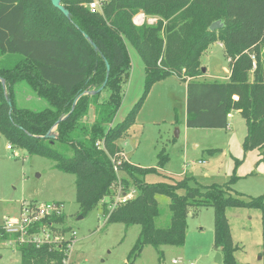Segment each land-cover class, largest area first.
Returning <instances> with one entry per match:
<instances>
[{"label":"trees","instance_id":"obj_1","mask_svg":"<svg viewBox=\"0 0 264 264\" xmlns=\"http://www.w3.org/2000/svg\"><path fill=\"white\" fill-rule=\"evenodd\" d=\"M89 1L61 0L67 17L50 0H0V78L5 82L4 90L0 81V134L11 147L48 158L54 169L73 174L82 215L110 201L118 183L136 190L133 198L104 214L106 223L140 226L123 264H133L145 245L153 246L159 259L162 245L182 246L189 207L213 208L214 250L221 254L222 264H243L235 258L238 246L232 241L226 210L264 213V195L235 192L234 175L223 184H190L187 173L174 182H146L144 176L156 168L123 158L117 141L152 84L175 76L186 84V127L225 128L230 110H240L246 124L242 149L256 150L257 164L264 165V0H102L101 10L94 13L84 5ZM137 13L145 16L140 25L133 22ZM149 18L154 21L149 23ZM215 21L219 26L210 30ZM126 42L143 61L145 86L129 115L114 123L131 68ZM214 42L222 44L228 59L224 81L199 79L204 73L201 55ZM105 78L99 92L86 93L98 89ZM19 82L47 105L18 106L14 94ZM52 127L55 137H44ZM157 158V166H162L168 155L160 152ZM159 194L169 199V223L163 227L155 224ZM50 221L60 225V232L71 229L63 213ZM0 238L11 236L0 228ZM16 247L20 264H63L64 245ZM259 255L264 264V218Z\"/></svg>","mask_w":264,"mask_h":264},{"label":"rangeland","instance_id":"obj_2","mask_svg":"<svg viewBox=\"0 0 264 264\" xmlns=\"http://www.w3.org/2000/svg\"><path fill=\"white\" fill-rule=\"evenodd\" d=\"M125 46L131 68L114 123L129 115L145 86L143 61L130 42ZM200 63L207 69L200 78L206 81L228 79L229 63L220 42L208 46ZM185 85L175 76L152 84L133 122L117 141L123 158H129L141 167H155L156 172L144 176L149 183L174 182L187 173L192 177L190 184H223L234 175L232 188L235 192L252 197L264 195V165L257 164L256 150L244 152L242 149L246 124L241 114L235 109L230 110L226 128L186 127ZM14 95L21 107L42 109L47 105L25 82L15 85ZM7 145L0 134V225L5 217L19 214L21 202L58 201L63 204L65 225L76 232L69 257L71 264H123L138 237L140 226L106 223L104 214L108 199L105 204L80 214L73 174L54 169L48 158L14 146L8 149ZM210 149L216 150L210 153ZM160 152L166 153L168 158L162 166H157ZM119 175L129 180L125 173ZM129 182L132 184L131 180ZM156 198L160 214L155 224L163 227L169 223V199L160 194ZM226 216L232 241L238 246L236 261L262 264L259 252L264 213L259 209L228 208ZM213 235V208L189 207L184 244L162 245L161 259L153 246L145 245L133 264H217ZM0 264H20L19 249L11 241L1 238Z\"/></svg>","mask_w":264,"mask_h":264},{"label":"built area","instance_id":"obj_3","mask_svg":"<svg viewBox=\"0 0 264 264\" xmlns=\"http://www.w3.org/2000/svg\"><path fill=\"white\" fill-rule=\"evenodd\" d=\"M102 0H91L85 3V7L90 12H99ZM145 21L143 13H137L133 17V22L140 25ZM149 23L154 21L153 18L147 19ZM233 100H237L236 95H232ZM240 113V110H237ZM230 117V112L227 114V120ZM10 149L11 146L7 145ZM115 193L112 199L108 200L107 209L110 210L120 203L133 198L136 195V190L129 186L118 183L114 188ZM63 213V206L57 201L47 202H21L19 214L17 216L5 217L0 225L1 230L11 236L8 241L16 245L22 243L33 244L36 247L48 245L50 248H60L64 245L63 264H71L70 252L75 245L76 232L70 229L67 232H60L59 224L50 221L52 217L59 216ZM56 229H53L52 226ZM176 262V260H173ZM193 264V263H189Z\"/></svg>","mask_w":264,"mask_h":264},{"label":"water","instance_id":"obj_4","mask_svg":"<svg viewBox=\"0 0 264 264\" xmlns=\"http://www.w3.org/2000/svg\"><path fill=\"white\" fill-rule=\"evenodd\" d=\"M50 3L52 4L53 7L57 8L58 10H60L65 16L69 17V12L68 10L63 6V4L61 3V0H50ZM219 26V23L217 21L215 22H212L209 29L210 30H214L215 28H217ZM83 36L89 41V43L94 47V49L96 50V46L95 44L91 41V39L87 36V34L83 33ZM105 66H106V73L108 75V72H109V64L107 61H105ZM202 71L205 72V67H202ZM106 79L104 80V82L102 83V85L94 90V91H87L86 93L88 94H94V93H97L99 92L105 85V82H106ZM0 81L2 83V87L3 89L5 90V82H4V79L0 78ZM5 96H6V100H7V103L8 105L11 106V102H10V99L9 97L7 96L6 94V91H5ZM79 96H77L73 102V105L76 101V99L78 98ZM61 119V118H60ZM59 119V120H60ZM58 120V121H59ZM57 123V122H56ZM54 127V126H53ZM53 127L44 135V137L46 138H54L55 137V134L53 132ZM178 134H176L177 136ZM259 259H260V256H259ZM214 261L217 263V264H222V258H221V254L219 252H216L215 253V256H214Z\"/></svg>","mask_w":264,"mask_h":264},{"label":"crops","instance_id":"obj_5","mask_svg":"<svg viewBox=\"0 0 264 264\" xmlns=\"http://www.w3.org/2000/svg\"><path fill=\"white\" fill-rule=\"evenodd\" d=\"M206 72H207V69L205 68V72H204V73H206ZM204 73H203V74H204ZM203 74H202V75H203ZM202 75H201V76H202ZM228 76H229V73H228ZM227 78H228V77H227ZM199 79H202V78H199ZM185 86H186V85H185ZM30 89H31V88H30ZM90 114H91V113H90ZM91 117H92V114H91ZM228 124H229V123H227V126H228ZM227 126H226V127H227ZM226 127H225V128H226ZM127 159H129V158H127ZM57 202H58V201H57ZM61 204H62V203H61ZM62 206H63V204H62ZM226 211H227V210H226Z\"/></svg>","mask_w":264,"mask_h":264}]
</instances>
